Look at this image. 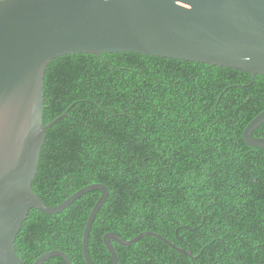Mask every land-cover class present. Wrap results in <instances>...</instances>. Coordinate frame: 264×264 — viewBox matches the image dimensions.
Returning <instances> with one entry per match:
<instances>
[{
    "label": "trees",
    "instance_id": "trees-1",
    "mask_svg": "<svg viewBox=\"0 0 264 264\" xmlns=\"http://www.w3.org/2000/svg\"><path fill=\"white\" fill-rule=\"evenodd\" d=\"M47 130L33 191L50 206L103 183L89 234L93 264H264V149L244 129L264 110V75L141 53L54 58L44 79ZM264 137V123L253 131ZM101 190L56 214L33 208L15 241L23 264L47 251L87 264L85 226ZM43 264H66L61 256Z\"/></svg>",
    "mask_w": 264,
    "mask_h": 264
},
{
    "label": "water",
    "instance_id": "water-1",
    "mask_svg": "<svg viewBox=\"0 0 264 264\" xmlns=\"http://www.w3.org/2000/svg\"><path fill=\"white\" fill-rule=\"evenodd\" d=\"M141 53L239 69L264 75V0H0V264H23L15 241L29 212L56 214L83 194H102L88 217L83 252L87 264L89 234L109 189L93 183L59 205H47L33 191L47 130L61 117L43 122L44 79L56 57L79 53ZM264 110L244 129L245 142L264 149L253 131ZM154 234L185 254L166 237L144 232L126 240L114 232L104 242L118 264L115 240L134 244ZM66 252L47 251L33 264Z\"/></svg>",
    "mask_w": 264,
    "mask_h": 264
}]
</instances>
